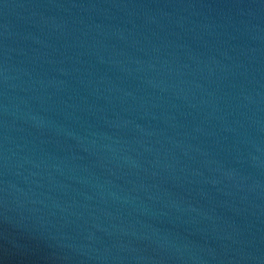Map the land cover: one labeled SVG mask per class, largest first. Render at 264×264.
Segmentation results:
<instances>
[{
  "label": "water",
  "instance_id": "95a60500",
  "mask_svg": "<svg viewBox=\"0 0 264 264\" xmlns=\"http://www.w3.org/2000/svg\"><path fill=\"white\" fill-rule=\"evenodd\" d=\"M0 264H264V0H0Z\"/></svg>",
  "mask_w": 264,
  "mask_h": 264
}]
</instances>
